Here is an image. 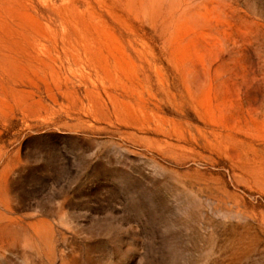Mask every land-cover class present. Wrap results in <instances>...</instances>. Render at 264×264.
Returning a JSON list of instances; mask_svg holds the SVG:
<instances>
[{"label":"rangeland","instance_id":"374dc122","mask_svg":"<svg viewBox=\"0 0 264 264\" xmlns=\"http://www.w3.org/2000/svg\"><path fill=\"white\" fill-rule=\"evenodd\" d=\"M0 264H264V0H0Z\"/></svg>","mask_w":264,"mask_h":264}]
</instances>
